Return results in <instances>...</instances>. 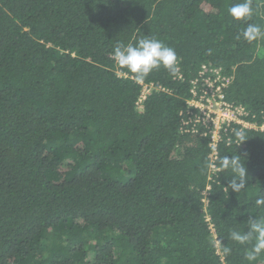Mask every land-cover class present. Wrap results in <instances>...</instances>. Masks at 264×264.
<instances>
[{
    "label": "trees",
    "instance_id": "obj_1",
    "mask_svg": "<svg viewBox=\"0 0 264 264\" xmlns=\"http://www.w3.org/2000/svg\"><path fill=\"white\" fill-rule=\"evenodd\" d=\"M239 2L0 0V264H264L230 238L264 214V129L231 122L211 162L187 102L216 68L225 98L264 123V39L243 38L264 28V0L247 20L229 14ZM145 36L175 50V74L137 79L113 60ZM235 152L238 193L219 167Z\"/></svg>",
    "mask_w": 264,
    "mask_h": 264
},
{
    "label": "clouds",
    "instance_id": "obj_2",
    "mask_svg": "<svg viewBox=\"0 0 264 264\" xmlns=\"http://www.w3.org/2000/svg\"><path fill=\"white\" fill-rule=\"evenodd\" d=\"M252 0H242L229 9V14L236 20L249 19L252 16ZM243 38L249 42L264 39V28L255 23H249L243 30ZM113 60L121 67L136 75L137 79H143L153 69L161 66L175 74L178 66V57L175 50L156 38L145 36L136 43H118L112 51ZM237 146L247 140L242 129H233ZM221 169L230 170L232 175L228 180L226 189L234 193L246 188L248 181L247 168L244 157L238 155H225L219 159ZM257 205H264V197L256 200ZM230 238L240 245H251L245 249V259L249 262L256 261L264 253V214L257 217H249L246 230H233ZM231 252L228 247L223 248V254L227 256Z\"/></svg>",
    "mask_w": 264,
    "mask_h": 264
},
{
    "label": "built area",
    "instance_id": "obj_3",
    "mask_svg": "<svg viewBox=\"0 0 264 264\" xmlns=\"http://www.w3.org/2000/svg\"><path fill=\"white\" fill-rule=\"evenodd\" d=\"M205 67V65L203 66ZM207 76L203 75L201 86L194 81L191 89L192 96L187 101L189 105L198 109L196 121L205 124L210 134V154L211 162L217 158V141L220 139V131L226 129L231 122L240 124L242 127L264 129V123L257 124L246 119L247 109L242 105H234L225 98L224 89L230 83L231 78L222 76L216 68L209 69ZM149 91L147 85H143V91L140 100ZM212 167L214 165L212 164Z\"/></svg>",
    "mask_w": 264,
    "mask_h": 264
}]
</instances>
